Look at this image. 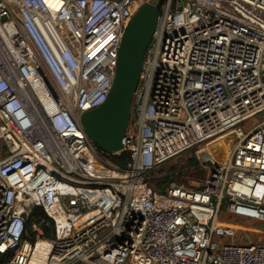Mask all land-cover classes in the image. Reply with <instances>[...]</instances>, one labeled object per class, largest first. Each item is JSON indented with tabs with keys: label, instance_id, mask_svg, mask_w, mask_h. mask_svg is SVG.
I'll return each mask as SVG.
<instances>
[{
	"label": "built area",
	"instance_id": "obj_1",
	"mask_svg": "<svg viewBox=\"0 0 264 264\" xmlns=\"http://www.w3.org/2000/svg\"><path fill=\"white\" fill-rule=\"evenodd\" d=\"M152 1L0 0V264H264V242L236 241L264 234L246 226L264 223V0H161L123 148L100 150L83 127ZM230 136L203 186L149 183ZM35 207L54 226L43 257L41 231L27 238Z\"/></svg>",
	"mask_w": 264,
	"mask_h": 264
},
{
	"label": "water",
	"instance_id": "obj_2",
	"mask_svg": "<svg viewBox=\"0 0 264 264\" xmlns=\"http://www.w3.org/2000/svg\"><path fill=\"white\" fill-rule=\"evenodd\" d=\"M160 3L161 0H153L134 16L119 50L114 86L108 99L82 116L88 137L104 152L114 153L123 148L122 138L129 125L133 95L144 52L156 28Z\"/></svg>",
	"mask_w": 264,
	"mask_h": 264
},
{
	"label": "rangeland",
	"instance_id": "obj_3",
	"mask_svg": "<svg viewBox=\"0 0 264 264\" xmlns=\"http://www.w3.org/2000/svg\"><path fill=\"white\" fill-rule=\"evenodd\" d=\"M264 114L256 118V120L260 121L263 118ZM235 138L234 136H230L227 138H217L214 139L212 143L208 146L201 149V153H204L206 158V153L212 151V156H207V162L200 164L194 152H188L179 156L169 162H166L164 165L153 171L147 176L149 183L153 186L166 188L171 182H176L178 184H183L185 186L192 187H201L204 185L205 181L209 176V165L214 162V160L219 159L221 157L228 156L234 146ZM196 162V163H194ZM173 177V181L168 183L169 177ZM256 225V224H255ZM264 226V224H263ZM33 228H38V226H34ZM258 234V233H254ZM29 236V232H28ZM37 239V237H36ZM48 239L45 236L41 235L40 240ZM134 264L136 262H133ZM132 263V264H133ZM144 264H153L151 262H147Z\"/></svg>",
	"mask_w": 264,
	"mask_h": 264
},
{
	"label": "trees",
	"instance_id": "obj_4",
	"mask_svg": "<svg viewBox=\"0 0 264 264\" xmlns=\"http://www.w3.org/2000/svg\"><path fill=\"white\" fill-rule=\"evenodd\" d=\"M111 160L118 164V165H124L126 160H127V155L126 153H122L120 156H113ZM196 163V162H194ZM168 183L173 181V177H169ZM157 187V186H156ZM161 190H164L166 188L163 187H157ZM34 225L38 226V229L41 231V235L45 236L46 238H53L54 232H53V222L47 217L45 211L41 207H35L32 209L29 219H28V224H27V229L29 232V236L27 238L31 239L32 242L36 241V234L37 230L34 227Z\"/></svg>",
	"mask_w": 264,
	"mask_h": 264
},
{
	"label": "crops",
	"instance_id": "obj_5",
	"mask_svg": "<svg viewBox=\"0 0 264 264\" xmlns=\"http://www.w3.org/2000/svg\"><path fill=\"white\" fill-rule=\"evenodd\" d=\"M221 221L227 224H235L237 223V219L230 216L228 213L224 212L222 213V216L220 217ZM256 224V225H255ZM264 223H253V224H246L247 227L250 225L252 228H255L257 230H264ZM239 243H248L250 241H257V242H264V234H246L244 231H238V237L236 239Z\"/></svg>",
	"mask_w": 264,
	"mask_h": 264
},
{
	"label": "bare ground",
	"instance_id": "obj_6",
	"mask_svg": "<svg viewBox=\"0 0 264 264\" xmlns=\"http://www.w3.org/2000/svg\"><path fill=\"white\" fill-rule=\"evenodd\" d=\"M64 223H65L64 221H59V229L61 233H63V230L65 228ZM48 250H50V243L46 240H42V239L39 240L36 246V253L40 254V256L43 257L44 254H47Z\"/></svg>",
	"mask_w": 264,
	"mask_h": 264
}]
</instances>
